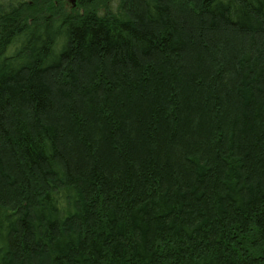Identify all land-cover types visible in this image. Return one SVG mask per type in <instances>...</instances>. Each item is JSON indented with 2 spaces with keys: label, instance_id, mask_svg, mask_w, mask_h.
I'll return each mask as SVG.
<instances>
[{
  "label": "trees",
  "instance_id": "trees-1",
  "mask_svg": "<svg viewBox=\"0 0 264 264\" xmlns=\"http://www.w3.org/2000/svg\"><path fill=\"white\" fill-rule=\"evenodd\" d=\"M0 0V264H264V0Z\"/></svg>",
  "mask_w": 264,
  "mask_h": 264
},
{
  "label": "rangeland",
  "instance_id": "rangeland-1",
  "mask_svg": "<svg viewBox=\"0 0 264 264\" xmlns=\"http://www.w3.org/2000/svg\"><path fill=\"white\" fill-rule=\"evenodd\" d=\"M71 2H72L73 5L75 4V0H72Z\"/></svg>",
  "mask_w": 264,
  "mask_h": 264
}]
</instances>
